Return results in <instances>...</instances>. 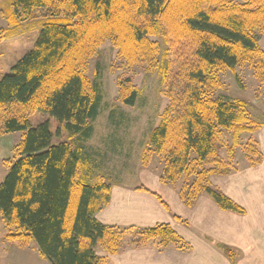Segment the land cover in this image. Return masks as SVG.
<instances>
[{
	"label": "trees",
	"instance_id": "obj_1",
	"mask_svg": "<svg viewBox=\"0 0 264 264\" xmlns=\"http://www.w3.org/2000/svg\"><path fill=\"white\" fill-rule=\"evenodd\" d=\"M4 2L1 12L10 28L32 20L42 23L34 48L0 78V135L22 134L14 148L15 162L0 184L6 239L21 247L34 242L50 264H106L109 255L125 247L149 244L189 249L170 225L124 228L96 219L110 203L111 186L102 180L89 183L87 159L70 140L77 135L90 138L88 124L99 116L102 93L88 77V64L106 42L117 50L113 70L123 72L117 79L123 105L134 107L139 98L133 83L137 69L161 71L169 102L146 151L164 162L160 181L174 187L181 182L180 198L189 208L208 196L224 211L244 213L211 184L210 176L236 171L233 160L241 137L264 125L252 120L244 102H225L216 94L222 88L220 73H235L239 66L248 65L264 83V50L259 44L264 0ZM159 39L179 47L174 55L183 66L174 76L169 63L159 68ZM37 115L55 120L58 136L64 126L69 141L53 144L50 120L34 123ZM245 154L251 168L263 160L255 140H249ZM213 159V169L202 168ZM226 253L234 262L233 251Z\"/></svg>",
	"mask_w": 264,
	"mask_h": 264
},
{
	"label": "rangeland",
	"instance_id": "obj_2",
	"mask_svg": "<svg viewBox=\"0 0 264 264\" xmlns=\"http://www.w3.org/2000/svg\"><path fill=\"white\" fill-rule=\"evenodd\" d=\"M4 4L6 5L4 2L2 6ZM1 9L0 5V15ZM41 24L38 20H32L19 24L13 29L10 28L6 17L2 14L0 17V39L2 40H0V78L9 75L12 67L34 48L42 30ZM8 30H12V35L8 36ZM159 43L162 46L159 68L169 63V74L174 76L183 66L180 59L174 55L179 47L174 49L169 44H164L163 39H159ZM259 44L264 50V34L260 35ZM116 54L115 47L110 42H106L99 47L97 56L89 62L88 77L92 82L100 85L102 93L100 113L95 121L88 124V127H92L90 138L85 139L82 135H77L70 140V143L74 148H80L83 151L90 169L89 183L91 185H96L102 180L111 188H140L151 176L162 177L163 175L164 162L162 159L155 153L147 154L146 151L149 149L151 133L159 126L161 114L169 101L165 96L161 71L157 69L153 73H148L144 69H137L133 83L139 90V98L134 107L123 105L118 100L117 84V79L123 72L113 70ZM235 74L240 78L243 88L239 86ZM220 78L222 88L218 90L217 98L225 102H244L252 120L264 125V83L261 84L254 77L253 70L248 65L239 66L235 73L231 70L222 71ZM47 119L50 120L51 129L55 135L53 144L69 141L67 140L69 134L64 126L60 127L61 135L58 136L59 125L48 116L37 115L32 121L35 123V121ZM262 133H264V126L253 135L244 134L241 137L240 146L236 149L233 160L236 168L234 173L251 169L245 157V147L252 139L259 143L261 150L264 147L261 141L263 140ZM21 137L20 133L0 135V184L15 162L14 148ZM227 139L231 146L232 133L227 134ZM221 155L227 160L225 152ZM215 161L216 159H213L210 163L204 164L202 168L206 166L207 169H213L216 165ZM219 176L223 175L210 176V182L214 187H216L215 183L222 184L216 178ZM226 176L228 175H224ZM181 187L182 183L179 182L174 188L180 191ZM7 231L3 226L0 234L6 236ZM14 245L5 254V260L2 261L3 257L0 254V264H50L37 255L39 252L34 242L24 247H21L22 245L18 242ZM221 246V250L226 253L228 248ZM100 255L103 256V252H100ZM106 264L112 263L106 261Z\"/></svg>",
	"mask_w": 264,
	"mask_h": 264
},
{
	"label": "crops",
	"instance_id": "obj_3",
	"mask_svg": "<svg viewBox=\"0 0 264 264\" xmlns=\"http://www.w3.org/2000/svg\"><path fill=\"white\" fill-rule=\"evenodd\" d=\"M261 152L260 165L216 177L222 182L215 183L216 187L240 206L243 214L224 211L208 197L199 198L189 208L182 202L179 189L163 184L156 176L148 178L140 188H111L110 203L97 214L98 222L138 229L170 225L188 243L189 249L159 248L152 244L125 247L116 255H109L107 261L112 264H264V147ZM3 226L0 217V229ZM14 243L0 234L2 261ZM221 245L236 254L234 262L221 250Z\"/></svg>",
	"mask_w": 264,
	"mask_h": 264
}]
</instances>
